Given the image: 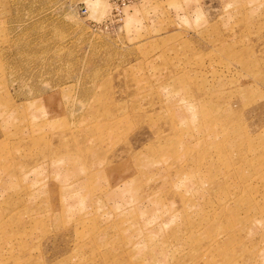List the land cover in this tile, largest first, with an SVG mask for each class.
<instances>
[{
  "label": "rangeland",
  "instance_id": "rangeland-1",
  "mask_svg": "<svg viewBox=\"0 0 264 264\" xmlns=\"http://www.w3.org/2000/svg\"><path fill=\"white\" fill-rule=\"evenodd\" d=\"M0 0V264H264V0Z\"/></svg>",
  "mask_w": 264,
  "mask_h": 264
},
{
  "label": "built area",
  "instance_id": "built-area-1",
  "mask_svg": "<svg viewBox=\"0 0 264 264\" xmlns=\"http://www.w3.org/2000/svg\"><path fill=\"white\" fill-rule=\"evenodd\" d=\"M107 1L110 4V7H112L114 10H117L136 0H107Z\"/></svg>",
  "mask_w": 264,
  "mask_h": 264
},
{
  "label": "bare ground",
  "instance_id": "bare-ground-1",
  "mask_svg": "<svg viewBox=\"0 0 264 264\" xmlns=\"http://www.w3.org/2000/svg\"><path fill=\"white\" fill-rule=\"evenodd\" d=\"M102 2H103L102 0H92L90 5H92L95 8H98V7H100V4L102 5ZM102 6L104 7V5H102ZM104 9H105V7H104Z\"/></svg>",
  "mask_w": 264,
  "mask_h": 264
}]
</instances>
